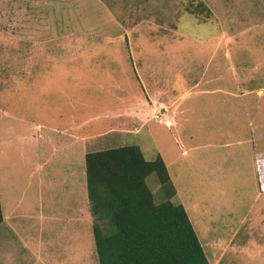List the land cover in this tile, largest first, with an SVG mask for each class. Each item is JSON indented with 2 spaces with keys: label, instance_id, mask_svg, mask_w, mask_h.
<instances>
[{
  "label": "rangeland",
  "instance_id": "obj_1",
  "mask_svg": "<svg viewBox=\"0 0 264 264\" xmlns=\"http://www.w3.org/2000/svg\"><path fill=\"white\" fill-rule=\"evenodd\" d=\"M263 24L264 0H0V260L98 264L84 150L135 145L209 264H264Z\"/></svg>",
  "mask_w": 264,
  "mask_h": 264
},
{
  "label": "trees",
  "instance_id": "obj_2",
  "mask_svg": "<svg viewBox=\"0 0 264 264\" xmlns=\"http://www.w3.org/2000/svg\"><path fill=\"white\" fill-rule=\"evenodd\" d=\"M84 161L98 264H208L183 206L169 200L174 190L154 202L146 178L170 182L160 156L148 161L132 145L87 152Z\"/></svg>",
  "mask_w": 264,
  "mask_h": 264
},
{
  "label": "crops",
  "instance_id": "obj_3",
  "mask_svg": "<svg viewBox=\"0 0 264 264\" xmlns=\"http://www.w3.org/2000/svg\"><path fill=\"white\" fill-rule=\"evenodd\" d=\"M264 25V24H263ZM261 91H259L258 93H260ZM88 151L84 150V160H85V155ZM84 165H85V161H84ZM84 176H85V184L82 185L80 187V198L75 199L74 204H76V210L77 213L79 214V219L76 220V224L77 226L82 227L83 224L88 225V228H90L92 230V225H93V220H92V216H91V212H90V203H89V199H88V195H87V185H86V173H85V166H84V172H83ZM55 185H51L50 187V194L47 198L48 201V217L52 222H57L59 220V216L58 214H63L67 212L68 209V204H67V199L66 196H59V194H57L55 192ZM175 194V191H174ZM174 196V195H173ZM172 196V197H173ZM42 201V197L39 196V198L37 199V205H38V210H37V215L38 218H42L45 217V210H43L42 205H40L39 202ZM176 205H181V204H176ZM0 206H1V212H2V223L0 224V251L1 249H6L5 244H4V229H3V224H5L6 222V218L5 215L3 214V203L1 200V194H0ZM15 214V212H14ZM26 216V214H24ZM70 223L72 220H68ZM86 222V223H84ZM202 247V246H201ZM203 249V247H202ZM204 252V250H203ZM83 258L81 257V260ZM208 261V260H207ZM0 264H5L4 262H2L0 260ZM209 264V263H208Z\"/></svg>",
  "mask_w": 264,
  "mask_h": 264
}]
</instances>
